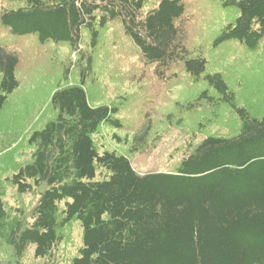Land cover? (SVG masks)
<instances>
[{
    "label": "trees",
    "instance_id": "16d2710c",
    "mask_svg": "<svg viewBox=\"0 0 264 264\" xmlns=\"http://www.w3.org/2000/svg\"><path fill=\"white\" fill-rule=\"evenodd\" d=\"M219 4L235 17L202 53L187 45L197 23L188 27L185 0H0V118L20 74L51 46L65 45L71 54L66 62L52 56L62 80L72 68L79 77L57 82L54 114L26 133L21 147L30 151L23 161L4 175L0 163V252L14 256L6 263L22 264L32 249L45 264H264V111L241 101L228 70L212 63L228 61V51L264 50V0ZM101 50L119 63L125 80L139 77L117 99L107 98L102 84L98 96L88 90ZM180 85L195 94L184 109L212 108L219 117L229 110L236 131L189 141L166 168L148 172H139L130 156L100 147L95 137L103 126L114 130L118 144L122 133L133 132L131 153L144 146L155 106ZM142 100L137 123L121 115ZM15 115L1 118L0 153L28 127ZM7 183L38 196L32 209L7 207ZM76 222L82 246L62 263L55 251Z\"/></svg>",
    "mask_w": 264,
    "mask_h": 264
},
{
    "label": "rangeland",
    "instance_id": "374dc122",
    "mask_svg": "<svg viewBox=\"0 0 264 264\" xmlns=\"http://www.w3.org/2000/svg\"><path fill=\"white\" fill-rule=\"evenodd\" d=\"M221 0H185L189 7L188 27L192 21L197 23L187 33V45L190 48L203 49L208 52L211 41L218 34L222 27L230 22L236 14V11L230 8H222L219 4ZM105 47L102 44L101 48ZM232 49V46L229 47ZM235 52V51H234ZM232 53L228 51V61L221 63L219 58H214V66H222L228 70L234 89L239 95L241 101H250L258 110L264 111V50L259 53H250L244 55L241 53ZM60 57L64 62L68 61L70 51L65 45L51 46L41 54V59L33 68H26L25 72L20 74V88L10 97L6 107V115H14L18 122L27 124L24 134L19 139L13 141L11 145L0 153L2 162V174H11L12 165L15 160L23 161L30 151L25 145L21 147L26 133H28L35 123H42L51 117L54 112L50 109V97L57 88V82L77 83L79 80L78 72L75 68L69 71L67 80H62L61 71L56 69L58 62L52 61V56ZM103 50L96 53V64L92 74L89 77L90 84H87L88 90L98 96V87L100 84L106 88L107 98L117 99L123 92L127 91L138 78H133V82L125 80L127 75L118 67L119 63L112 64ZM76 53H73V59H76ZM135 57L129 58V63L135 61ZM117 77V80H115ZM140 88H145V81H139ZM90 87V88H89ZM188 86L180 85L172 88L165 93L161 101L155 106L150 117V126L152 128L150 139L144 146H138L137 151L131 153V146L134 142L133 132L122 133L123 141L118 144L112 138L114 130L103 126L96 140L102 149L116 150L130 156L135 168L139 172H148L155 169L166 168L172 160L182 155L185 148L191 141L195 143L201 137L207 134L230 133L236 131L239 126L238 120L227 110L220 117L216 116L212 108H198L186 110L183 104L189 101L195 94L193 91H187ZM132 90H135L134 88ZM149 93V90L147 91ZM90 95V94H89ZM146 100L133 102L131 107L125 110L121 115L136 121L141 119V110L145 109ZM5 113L1 116L4 117ZM222 120L217 123L218 118ZM0 118V123H1ZM180 120V121H179ZM210 120V121H209ZM205 123V127L202 125ZM214 123V124H212ZM42 125V124H40ZM39 126V125H38ZM186 144V145H185ZM21 147V150H19ZM181 150L174 154L171 159V153L176 148ZM4 158V160L2 158ZM3 200L8 208L32 209L38 196L36 194H20L17 189L7 183L5 185ZM66 239L55 251L56 259L62 263H68L78 253L82 246V229L78 222L73 223L66 229ZM9 259H14L12 253L0 252V261L2 264H8ZM22 264H45V261L36 259L31 249L22 258Z\"/></svg>",
    "mask_w": 264,
    "mask_h": 264
}]
</instances>
